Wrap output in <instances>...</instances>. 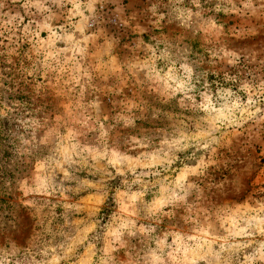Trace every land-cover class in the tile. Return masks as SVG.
Returning <instances> with one entry per match:
<instances>
[{
	"label": "rangeland",
	"instance_id": "rangeland-1",
	"mask_svg": "<svg viewBox=\"0 0 264 264\" xmlns=\"http://www.w3.org/2000/svg\"><path fill=\"white\" fill-rule=\"evenodd\" d=\"M0 264H264V0H0Z\"/></svg>",
	"mask_w": 264,
	"mask_h": 264
}]
</instances>
